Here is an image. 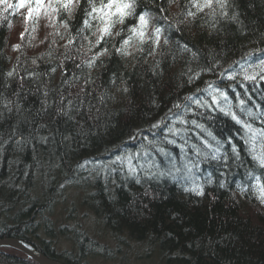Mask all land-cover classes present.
<instances>
[{
	"label": "trees",
	"instance_id": "trees-1",
	"mask_svg": "<svg viewBox=\"0 0 264 264\" xmlns=\"http://www.w3.org/2000/svg\"><path fill=\"white\" fill-rule=\"evenodd\" d=\"M9 2L18 3V0ZM160 4H163L166 13L157 11ZM182 5L191 8L188 0H176L171 4L166 0H160L159 4L153 0H138L137 11L150 10L153 26L158 21L163 23L164 35L170 41L164 46L163 38L161 40L166 51L149 56L145 45L146 58L142 59L137 50L138 42L133 41L129 48L132 55L117 57L112 46L118 45L130 33L124 32L121 36H116L115 32L133 23V19L129 18L124 25H117L114 29V35L108 44L111 54L100 58L104 61L103 66H99L100 62L97 61V66L88 70L94 83L87 85L91 90L87 94L84 91L81 69L75 63H80L91 55L87 51V40L82 37L89 36L93 42L96 37L91 36L94 28L80 32L83 28L82 21L86 18L80 9L73 13L67 29L58 20L49 21L50 25L43 32L47 34L46 41L43 38L46 43L42 40L40 47L36 46L37 41L34 43V40H27L26 37L25 41L19 38L25 30L19 31V39L11 43L9 25H15V16V22L24 21L23 16L27 10L13 8L4 11L7 19L0 21V96L12 102V111L0 108L1 233L7 232L11 239L36 242V247L45 257L58 261L51 245L40 237L37 223L31 220L35 211L42 210V207H36L35 203L39 201L37 195L48 196L51 192V198H54L56 194L52 193L57 189H64L65 185L92 184L83 182L87 172L79 171L80 165L87 162V167L91 166L100 158V151L106 154L114 148V153L126 144L127 139L136 147L140 146L136 153H143L149 141L168 147L164 142L165 138L161 137L162 133H155L158 128H153L154 122L148 119L156 117L158 120L159 117L161 120L163 113L172 114L170 109L174 111V104L169 102H182L184 97L192 95L202 97V92L199 94L197 88L203 89L207 81L216 80L226 92H230V97L238 93L264 96V84L254 86L244 83L238 73H235V82L222 81L213 74L205 73L191 84L186 83L187 78L182 75V72L187 71L186 60L191 61L194 71L197 62L201 66L216 63L220 65L217 71L233 65L242 71H251L264 60V0H230L229 15L235 14L238 22L218 16L219 23L215 28L205 23L209 19L207 10L193 20L183 16L185 9ZM191 10L195 11L194 8ZM165 15L167 21L163 20ZM37 18H34L35 22H31L35 26L38 24ZM63 19L64 13L61 12L59 20ZM180 19H183L182 24L179 23ZM169 21L173 27H169ZM31 28L35 30L34 26H28V30ZM177 28L180 30L177 31ZM70 37L75 38L76 43L66 49L65 45ZM16 44L21 45L20 51L13 50ZM81 44L84 47L77 53L75 50ZM184 45L188 46L189 52L182 51ZM177 46L181 49L180 52H177ZM68 50L72 51L75 63L65 59L64 53ZM193 53L197 56L196 61H192ZM33 60L36 61L35 64L32 63ZM157 60L158 67L155 66ZM237 61L239 64H236ZM14 68L17 76L8 78L7 73ZM27 73H37V77L30 79ZM65 79L67 83L64 82ZM113 80H116L115 85L112 84ZM228 84L235 87V92L232 88L225 87ZM125 87L128 88L127 92L123 91ZM44 92L49 93L47 98L43 95ZM60 93L64 94L66 100L81 105L82 110L76 115L78 124L75 127L56 114L53 99L58 103ZM100 97L106 99L101 102ZM17 104L19 110L16 108ZM45 104L48 106L47 110L44 108ZM235 105L233 104L234 107ZM246 109L250 112L251 105L246 106ZM205 116L200 122L217 139H225L226 134L233 136L246 133L240 125H232L229 119L212 117L207 113ZM161 132L167 135V129ZM192 132L193 130L186 134L188 144L198 145L200 140H196ZM43 136L48 137V143H41ZM65 136L68 137L67 140L64 139ZM177 143H182V139H178ZM169 146L170 148L164 149L174 157L172 163H165L166 157L155 151L150 156L141 155L134 160L135 164L143 161L146 168L155 162L156 166L151 171L166 173L145 180L144 172L141 171L140 184L129 179L122 180L120 176L127 177V170L121 169L116 163L113 165L119 169L118 172L112 169L105 171L109 173L106 179L103 178L110 183L108 186L103 185L104 180L100 179V175L105 172L96 170L91 176L95 181L92 185L96 192L89 197L95 213L93 219L110 225L114 231L118 229L117 234L123 232L131 237L130 230L141 235L151 233L142 237L147 238L146 245L139 242L142 249L147 252L154 246L152 251L157 252L162 262L167 264H264V226H260L264 225V204L253 193L258 200H251V205L262 209H259L262 218L258 227L252 226L246 216L250 206L246 208L241 205L239 201L243 198L237 195L239 193L236 189V183L245 176L243 172L256 165L252 156L240 149L239 160L232 158L225 163L205 159L203 151L208 150L206 148L197 157L190 150L181 152L176 146ZM248 147L250 148V143ZM157 157H161L160 160ZM171 180H176L177 184ZM92 185L89 186L93 187ZM197 185H203L204 196L186 191ZM23 198H30L32 201L29 204L21 203ZM21 217L23 218L20 219ZM120 225L128 228L124 229ZM74 262L81 264L78 260ZM0 264L34 263L21 259L18 255L14 257L0 254Z\"/></svg>",
	"mask_w": 264,
	"mask_h": 264
},
{
	"label": "snow or ice",
	"instance_id": "snow-or-ice-1",
	"mask_svg": "<svg viewBox=\"0 0 264 264\" xmlns=\"http://www.w3.org/2000/svg\"><path fill=\"white\" fill-rule=\"evenodd\" d=\"M154 3H160V0H153ZM168 4L175 3L176 0H166ZM188 3L191 4V8H188L187 5H182L184 8L183 16L191 17L195 20L198 14L205 13L207 10L209 19L205 21L211 27L215 28L216 24L219 23L217 17L221 19H227L229 21L238 22V18L235 14L229 15V4L230 0H188ZM0 4L4 5L6 9H21L27 10V16L25 17L26 22H33L34 18L39 17L41 13L46 14L50 20H58L62 27L69 28V20L71 19L73 13L80 9L83 15L86 17L82 23L83 28L80 29L82 32L84 29L92 30L91 36L96 37L95 42L89 38V36H83V40H87V51L91 55L87 58H84L80 63H75L73 59V53L71 50H68L64 53V57L67 60H73L75 66L81 69V75L83 76V83L85 85L84 91L87 94L90 89L87 88V85L94 83V80L91 79L88 70L97 66V61L100 62L99 66H103L104 61L101 60V57H105L111 54L108 47L110 39L114 35V29L117 25H124L125 21L129 18L133 19V23L126 26V28L121 29L120 31L115 32L116 36H121L122 33L128 32L130 35L124 36L118 43L114 44L112 47L114 49V54L117 57H128L132 55L129 51L133 41L138 42L137 50L141 53V58L145 59V45H147V55H158L163 54L166 51V47H162L161 40L163 38V45L167 46L169 44V39L165 37V29L163 23L158 21L154 26L152 25V13L148 9H142L137 11L138 0H18V3H9V0H0ZM194 8L195 11L191 9ZM158 12H165L166 9L163 7V4H160V7L157 9ZM64 13V19L59 20L60 13ZM163 20L167 21V15L163 17ZM169 27H173L171 21L168 22ZM179 23H183V19H180ZM151 29V31H150ZM34 30V29H33ZM177 31L180 29L177 28ZM97 33L99 35H97ZM59 33H57L58 35ZM79 34V33H77ZM20 39H25V33L20 34ZM55 43V41H53ZM76 43L75 38L70 37L67 44L65 45L66 49H70V46ZM84 47L81 44L75 51L79 53L80 48ZM21 45L16 44L13 46L14 51H20ZM181 49L177 46V52H180ZM182 51L189 52L187 45H184ZM248 55H251L249 53ZM197 56L195 53L192 54V61H196ZM33 64L36 63L35 60L32 61ZM187 71L182 72V75L185 76L186 83H193L196 80H199L202 74L210 73L217 76L220 80H227L230 82L237 81L236 67L230 66V69H220V65L216 63L205 64L201 66L198 62L196 64V70L194 71L191 65V61H185ZM239 64V61L236 62ZM155 66H159V61L157 60ZM55 71V69H52ZM30 79H35L37 73H27L26 74ZM17 76L16 69L9 71L7 73L8 78H14ZM65 78L67 77V72H64ZM19 79H24V77H19ZM243 81L250 83L254 86L264 84V60H261L259 64L251 71L244 70L242 73ZM67 83V79L64 81ZM112 84H116V80L112 81ZM7 86V85H5ZM227 88H232V91L235 92V87L232 84L225 85ZM243 87V85H241ZM124 92L128 91V88L123 89ZM197 92L204 93V97L192 95L184 97L183 101L180 103H175L173 108L178 111H172V116L166 117L164 120L157 122L152 125L153 128H161L162 126L167 129V135L165 136L164 142L168 145H173L179 148L181 152L192 151L197 157L201 156L202 149L197 145L188 144L187 133H190L192 130H198L201 145L204 148L209 150L208 153H205V159H210L212 161L220 160V153L222 150V145L219 140H217L211 132H209L205 125L200 122L201 118H206L205 113L212 114L214 112H219L224 116L230 117L236 124L240 125L246 133L252 134L255 136L257 132L261 136H264V129H253L252 125L246 120L242 119V115L238 114L234 110V106L230 103V97L228 93L217 84L216 80L207 81L203 89L197 88ZM43 95L47 98L49 96L48 92H44ZM103 102L106 97L99 98ZM236 99L238 104L235 105L236 108H239L240 113L243 114L247 111L246 105L247 102L239 97L237 94ZM251 97H249V100ZM53 105L55 106L56 114L61 117L63 120H67L74 127L78 124L76 120V115L80 112L81 105L80 103H73L71 100H66V97L63 93L59 95V102L57 103L56 99H53ZM47 104L44 105L45 110H47ZM0 108L12 111V102L5 99L3 96H0ZM17 110H19V104L16 105ZM248 116H252L251 112H247ZM176 117V119H173ZM260 119L264 122V113H261ZM67 136L64 137L67 140ZM211 138V139H209ZM147 139V137H145ZM178 139H182V143L178 144ZM215 141V146L213 145ZM41 143H48V137H41ZM230 143V142H229ZM157 152L169 160L174 159L163 147H160L156 144H153L151 141L145 146L143 153H135L134 155H125L119 157L114 163L119 165L121 169L126 168L127 177L133 182L140 184L141 175L140 172H144L143 179L151 180L154 176H163L166 173L160 171L154 173L151 171L155 167V162L151 165H148L147 168L144 164H135L134 160L139 159L141 155L150 156L151 152ZM231 151L234 157L239 158L240 153L235 146H232ZM252 161L259 167L261 170L260 176H252V179L256 181V187L259 190V201L261 204H264V154L262 155H253ZM227 162V154L225 153V163ZM198 166V165H195ZM82 169L87 168V162L81 164ZM187 167V164H185ZM173 168L176 171H179L178 168ZM109 173L105 172V177ZM211 183V180L208 181ZM194 193L196 196H204L205 191L203 185H197L196 187H191L186 189ZM247 188L241 186L240 192L246 193Z\"/></svg>",
	"mask_w": 264,
	"mask_h": 264
},
{
	"label": "rangeland",
	"instance_id": "rangeland-1",
	"mask_svg": "<svg viewBox=\"0 0 264 264\" xmlns=\"http://www.w3.org/2000/svg\"><path fill=\"white\" fill-rule=\"evenodd\" d=\"M7 10L4 5L0 4V21L7 19L6 14H4V11ZM26 16L27 11H25V16H23L24 21H19V23H26L29 27L34 26L35 30L32 31L33 28L28 30L27 26L25 29V37L27 40H34V43L37 41L36 46L40 47L43 38L46 41L45 36L47 34H43V32H46L48 25H50L48 22L52 20L43 13L36 19V23L38 24L35 26L31 22L25 21ZM19 23H15L13 30L9 32L11 43H15L20 38L15 34L16 30L17 33L20 31L18 29ZM28 35L30 37H27ZM44 40L43 43L45 44L46 42ZM244 66L250 67L249 65ZM116 160L117 158L111 157L110 164L113 165ZM107 169L108 166L105 167V170ZM95 171L96 169H92L90 172L89 167H87V173L83 177L85 183L88 181L89 183L95 184V181L89 180L91 179L89 177ZM104 175L105 173L101 174V178ZM104 178L106 179L107 177L104 176ZM80 184L73 186L65 185L64 189H57L52 193L56 194L54 198H51V192L48 194L47 188L48 196H43V194L37 195L39 201L35 204L36 207H42V210L35 211L32 214L33 217L31 220L35 224H38V226L36 224V227L39 228L41 233L40 237H42L45 243L47 242L51 245L50 247L56 252L54 254L55 256H60L61 254L62 258L68 259L72 257L76 258L73 253H81L80 255L84 257L83 261L85 264H167L162 262L157 252L152 251L154 246L153 248H149L147 252L145 251L146 249H142L143 246L141 244L146 245L147 241V238L142 237L151 235V233L141 235L137 231L130 230L132 231L131 237L123 232L117 234L118 229L114 231L110 225L102 224L100 220L93 219L95 213L91 205L93 203L90 202L89 197L92 193L96 192L95 187L92 184ZM32 196L34 197V195ZM60 198L61 200L58 201ZM56 199L57 201H55ZM123 226L120 225L119 227ZM126 228L128 227L124 226V229ZM80 246H83V253L78 250Z\"/></svg>",
	"mask_w": 264,
	"mask_h": 264
},
{
	"label": "bare ground",
	"instance_id": "bare-ground-1",
	"mask_svg": "<svg viewBox=\"0 0 264 264\" xmlns=\"http://www.w3.org/2000/svg\"><path fill=\"white\" fill-rule=\"evenodd\" d=\"M10 1V0H9ZM11 3V2H10ZM14 14V13H13ZM16 17L17 16H15L14 17V21H13V23L15 24V23H17V22H15L16 21ZM18 23H19V21H18ZM17 25V24H16ZM19 26H18V29L20 30V31H22V30H25L26 29V27L28 26V24H22V23H19L18 24ZM13 24H10L9 25V32L11 31V30H13ZM16 28V27H15ZM14 28V29H15ZM16 33V35L18 34L17 33V30L15 31ZM10 34V33H9ZM18 36V35H17ZM12 43H14V42H12ZM11 46V45H10ZM235 66V65H234ZM236 67V66H235ZM226 69H230V66H228V67H226ZM241 68H237L236 67V73H238V75H239V77L240 78H242V73L244 72V71H242V70H240ZM244 83H245V81H243ZM201 92H199V94H200ZM228 93V95L230 94V92H227ZM239 94V97L240 98H242V99H244L246 102H247V105L246 106H248V105H251V109H250V112L252 113V116H248L247 115V111L245 112V113H243V114H241L240 113V110H239V108H236V107H234V110L238 113V114H240V115H242L243 116V119L244 120H246L248 123H250L252 126H254V129H257V130H259V129H264V122H262V120L260 119V115H261V113H264V96L263 95H259V94H253V95H248V94H240V93H238ZM204 93H202V97H204ZM236 96H237V94H232L231 95V97H230V95H229V97H230V103H232V104H238V100L236 99ZM249 97H251V99L249 100ZM177 101V100H176ZM181 102V100L178 102H176V103H180ZM170 104H175V103H173V102H169ZM172 108H173V106H172ZM173 110L174 111H178V110H176V109H174L173 108ZM164 115L162 116V119L161 120H164L166 117H169V116H172V114H169V113H163ZM212 115V117H224V118H226V119H229V121L231 122V124L233 125V124H235V122L230 118V117H227V116H224V115H222V114H220V113H218V112H214V113H212L211 114ZM158 120H156V117H152V118H149L148 119V121H150V122H154L153 124H155V120H156V122H160L161 120H159V117L157 118ZM173 119H176V117H173ZM225 121V120H224ZM227 125H229V126H232V125H230V124H227ZM165 130L166 131V128H164L163 126L161 127V128H158L157 129V131H154L155 133H157V132H159L160 131V133H162L161 134V137L162 138H165L164 136L166 135V133H163V132H161V130ZM207 129V128H206ZM208 130V129H207ZM159 133V134H160ZM191 133V132H190ZM193 134H195L194 135V137H195V139L196 140H200V139H198V136H199V132H198V130H193V132H192ZM247 133H244V135H242L241 133H237V135L236 134H233V136H231V135H227L226 134V138L225 139H223V140H221V139H217V136H214L217 140H219L221 143H223V141H226V143H223L222 144V150H221V153H220V160H218L217 162H221V161H223V162H225V153L227 154V162H230V160L233 158V159H237V160H239L241 157L239 156V158H236V157H234V155H233V153H232V151H231V148H232V146H235L237 149H238V151H240V149H241V151L243 150V151H245V153L246 154H248V155H251V156H253V155H262V153H264V136H261L260 134H259V132H257V134L255 135V136H252V134H249L248 133V135H246ZM157 137H158V135H156ZM248 136V137H247ZM209 139H211V138H209ZM227 139L229 140V141H227ZM125 140V139H124ZM132 141L130 140V139H127L126 140V144L125 145H122L121 147H119L118 149H117V151H115L114 153H113V151H114V148H111L110 149V151L109 152H106V154H105V152H103V151H100L101 152V154H99V156L98 157H100L99 159H96V161H94V163L91 165V166H88L89 167V171L91 172V170L93 169H96V170H101L102 172L104 171H107V170H105V167H107L108 166V169H112V170H114V172L116 171V172H118V168H116V166H114V165H112V164H110V160H111V157H123L124 155H128V154H132V155H134L137 151H138V147L140 148V146L138 145L137 147L133 144V143H131ZM230 142V143H229ZM213 143H215V141H213ZM250 143V148L248 147V144ZM198 145V147H200L201 149H203L204 150V147H203V145H201V143H197ZM160 146H162L163 148H170V146L168 145V147H165V146H163V145H160ZM207 149V148H206ZM204 153H208L209 152V150H206V151H203ZM118 154V155H117ZM117 155V156H116ZM183 156H185V155H183ZM186 157V156H185ZM160 158L161 157H157L156 159H159L160 160ZM251 159V158H250ZM108 162H109V165H108ZM145 162H146V164H147V161L145 160ZM172 163V161L171 160H169L167 157L165 158V163ZM222 162V163H223ZM142 163H144L143 161H139L137 164H142ZM250 168V169H249ZM248 169H246V171H244L243 172V174H245V178L243 177V178H241V179H239V181H238V183H236V189H237V193H239V194H237L238 196H240L241 198H243V199H240V203H241V205L244 207H248V206H250L249 207V209H248V211H246V216L248 217V219H249V221H250V223H251V225L252 226H255V227H258L259 226V224H260V222H261V218H262V216L261 215H259V211L260 210H262L260 207H255V206H252L251 205V200L252 201H256L257 202V200L259 199V197H258V199H256V196L255 195H257V196H259L260 195V193H259V190L257 189V187H256V181L254 180V179H252V176H260L258 173H260L261 174V170L259 169V167L257 166V165H255V166H250ZM80 170L79 171H82L83 173H86V169L87 168H85V169H82L81 167L79 168ZM101 177V176H100ZM121 178H122V180H124V181H126V180H128V178H126V176L125 175H121L120 176ZM89 178H91V176L89 177ZM104 177H102V178H100V179H102V180H104L103 179ZM83 180V179H82ZM90 181H94V179H89ZM130 181H131V179H129ZM264 179L262 178V181H263ZM105 181V180H104ZM102 181V183H103V185H105V186H108V185H110V183L107 181ZM174 182V184L176 185L177 184V182H176V180H171V182ZM84 183H85V181H83ZM18 185V184H17ZM18 186H20V185H18ZM241 186H243V187H245V188H247L248 189V191L246 192V193H241L240 192V188H241ZM65 193V192H64ZM255 195H254V194ZM65 195V194H64ZM31 199L30 198H23V200H22V202L21 203H26V204H29V203H31ZM260 209V210H259ZM8 212V211H7ZM8 214H10V213H8ZM7 214V215H8ZM249 215V216H248ZM259 215V216H258ZM8 216H10V215H8ZM264 216V215H263ZM260 226L261 227H263L264 225L263 224H260ZM9 236H8V234H7V232H3V233H1L0 232V241H3V240H6V239H11V238H8ZM15 238H13L12 240H14ZM16 240H18V239H16ZM19 241H22V240H20L19 239ZM22 242H26V243H28V244H30L33 248H35V250H37L39 253H41L43 256H44V254L42 253V251L39 249V248H37L36 247V242L35 243H29V242H27V241H22ZM54 250V249H53ZM78 250H79V252H82L83 253V249H81V248H78ZM0 254H2V255H4V254H7L8 256H14L15 257V255L17 256H21V259H24V260H26V261H30V262H32L31 260H29V259H27V257H26V255H24L23 253H21L20 251H18L17 249H0ZM79 254V253H78ZM78 254H76V253H73V255L76 257V258H68V259H64V258H62L61 257V254H60V256H55V258H57V260L58 261H56V262H61L62 264H65V263H67V264H75V260H78V261H81L80 263L81 264H85V262L83 261V258L84 257H81V253L79 254V256H78ZM45 257V256H44ZM45 258H48V257H45ZM48 259H50V260H52L51 258H48ZM53 261V260H52ZM55 261V260H54ZM53 261V262H54ZM72 262H74V263H72ZM34 263V262H33ZM34 264H37V263H34Z\"/></svg>",
	"mask_w": 264,
	"mask_h": 264
},
{
	"label": "water",
	"instance_id": "water-1",
	"mask_svg": "<svg viewBox=\"0 0 264 264\" xmlns=\"http://www.w3.org/2000/svg\"><path fill=\"white\" fill-rule=\"evenodd\" d=\"M17 249L24 255H26L27 259L31 260L34 263L37 264H61L53 262L52 260L45 258L41 253H39L35 248H33L30 244L24 243L19 240H12V239H6L3 241H0V249Z\"/></svg>",
	"mask_w": 264,
	"mask_h": 264
}]
</instances>
